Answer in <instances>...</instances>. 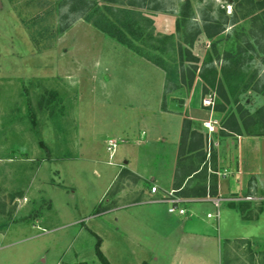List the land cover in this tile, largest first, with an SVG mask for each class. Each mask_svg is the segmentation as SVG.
Here are the masks:
<instances>
[{
	"label": "rangeland",
	"instance_id": "374dc122",
	"mask_svg": "<svg viewBox=\"0 0 264 264\" xmlns=\"http://www.w3.org/2000/svg\"><path fill=\"white\" fill-rule=\"evenodd\" d=\"M128 1L93 0L96 6L113 8ZM131 1L135 3L129 7L149 19L135 23L133 14L124 19L122 33L134 49L78 17L70 10V0H0V231L7 230V240L34 237L11 252L19 262L28 264L45 251L51 257L48 264H54L57 255L66 261L74 248L81 249L88 264H98L96 238L86 228L92 225L114 264L146 256L135 244L155 251L156 264H167L162 256L169 250L156 234L175 229L191 212L221 236L264 233V212L257 222H244L238 214L232 218L221 201L215 223L205 215L215 212L207 201L183 203L187 214L182 216L168 213L164 201H146L155 185L151 177L170 167L183 117L207 110V119L211 116L218 125L212 135H218L227 116L234 115L242 134L264 136V62L243 42L248 17L234 25L226 19L212 39L199 32L191 47L199 61L190 90L182 86L163 96L165 73L149 59L161 62L171 56L176 61L178 54L150 50L148 35L174 34L175 40L189 41L196 28L203 29V19L223 22L244 11H234L231 0H189L192 13L185 34L182 27L176 30L184 0ZM107 13V21L120 27L121 13ZM212 42L217 54L206 68L214 69L226 99L214 87L202 95L197 75ZM184 46L190 48L186 42ZM239 47L247 52L225 61L223 52L235 54ZM208 95L224 111L203 107L201 100ZM193 127L206 132L202 124ZM108 139L116 143L112 156ZM161 152L170 157H159ZM125 167L142 177L120 176ZM155 186L159 189L158 183ZM115 207L114 213L104 212ZM42 220L48 231L39 235L34 225ZM81 226L83 233L76 235L75 227ZM237 243L229 244L226 253L234 264L248 257L247 247ZM209 252L211 247L192 253L213 264L218 258ZM148 261L153 263L152 258Z\"/></svg>",
	"mask_w": 264,
	"mask_h": 264
},
{
	"label": "crops",
	"instance_id": "0c3cea01",
	"mask_svg": "<svg viewBox=\"0 0 264 264\" xmlns=\"http://www.w3.org/2000/svg\"><path fill=\"white\" fill-rule=\"evenodd\" d=\"M201 111L203 115L199 114L197 117H193L191 115L188 116V118H190L195 124H202L204 120H207L208 115L207 110L201 109ZM177 146L178 143L176 146H174L173 152H171L170 167L167 168V172H165L164 169H161L157 174L151 177V180L152 182H155V185L158 183L159 189L156 194H151L150 191H148L149 198L146 201L151 202L150 198L154 197V195H160L161 198H159V200H161L164 196V193L172 189L173 172L177 158ZM211 146L216 153V195L209 196V198L205 197L187 199L186 202H209L215 211L218 210L217 218L210 217L215 223H217L220 216L219 208L221 201H223L225 203V207L229 209V215H231L232 218H235V216L238 214L242 221L246 219L244 222H257L259 214L261 215V213L264 212V136L244 134H213L211 136L210 148ZM206 149L209 151L207 146ZM158 156L161 158L165 156L170 157V155H166L163 152H161ZM125 168L134 175L142 177L136 170L130 167ZM210 198H219V204L217 207L214 206ZM116 208L118 207L107 209L104 212L108 211L114 213ZM208 213L210 212L207 211L205 215ZM225 213L228 215V211H225ZM79 221L81 220H78V222ZM72 222H75V220ZM45 224V221L42 220L34 225V228L40 231L39 235L48 231V229L44 228ZM104 226L110 230L113 229L116 231V227H112L109 224H105ZM86 228L89 233L100 238V250L107 258L109 263L114 264L111 257L105 253L103 249L104 241L102 237L98 235L96 228H94L92 225L89 227L87 226ZM216 229L217 228L214 229V226L211 227L209 224L204 222L203 219L196 216L195 213H188L184 219L181 220V223L175 227V229L172 228L171 230H167V233L163 236L159 235V233L156 234L157 238H162L163 243L166 244L164 247H167V250H169V253L163 255L162 257L168 260L167 264H209L201 258V255L194 256L193 253L203 250L208 251L209 247H211L213 252L209 253H212V255L213 253L216 254L218 258L213 264H222L224 255L229 251V244L236 241L238 242L237 244L246 246L248 253V257H243L239 262H237V264H264V256L260 254L261 252H264V233L258 236L242 235L228 237L217 234ZM83 231L84 230H82V226L80 228L75 227L74 229L76 235L83 233ZM6 232L7 230L0 231V264H25L24 261L19 262L20 258L13 256L14 254L11 252L14 251L18 244L34 237L32 236L23 237L22 239L19 238L7 240L5 237ZM173 234H175V236H173ZM224 243H226V245H224ZM135 245L139 250L142 248L140 251L142 253L144 252L146 256L141 254L137 256V258L130 264H140L143 260L148 261V258H152L153 263L148 261L150 264L157 263L158 256L155 255V251H152L149 248L145 249V247L143 248L141 245ZM83 255L84 253L81 251V249L70 248L66 261H62V257L57 255L55 258L56 261L53 263H87ZM50 258L51 257L48 256L47 251H45L42 255L33 258L28 264H48ZM197 258L200 260L197 261ZM235 262L236 261L233 259L232 261H229L228 264H234Z\"/></svg>",
	"mask_w": 264,
	"mask_h": 264
},
{
	"label": "trees",
	"instance_id": "16d2710c",
	"mask_svg": "<svg viewBox=\"0 0 264 264\" xmlns=\"http://www.w3.org/2000/svg\"><path fill=\"white\" fill-rule=\"evenodd\" d=\"M70 2V10L78 13V17L94 24L104 33L115 37L118 42L127 45L131 49L133 47L131 44H128L129 42L126 41L125 35L122 33V28L126 27L124 19L126 20V18H129L130 15L133 14L134 18H132V21L135 23H138V18L146 23L149 22V19H146L140 12H135L129 7L135 3L131 0L126 3L127 6H122V8H113L112 6L106 5L99 7L96 6V2L94 3L93 0H70ZM106 2L112 3L117 2V0H106ZM231 3L234 4V11L238 9L244 11L240 17L234 14V12L231 17L226 16L223 22L203 19V29L199 30L196 28L189 40L190 42L187 41V38L186 40L183 39L184 42L180 41V39L175 40L174 34H157L151 36L152 34L150 33L151 35H148V45L150 50L158 51L160 54L164 55L178 54L176 61L174 57L170 58L171 56H167V59H162L161 62L157 60L156 57H153L152 59L148 58L165 73L163 96L167 93L175 92L182 86H185L187 90H190L196 75V66L199 61V59L191 52L193 38L199 32H202L205 38L212 39L224 29L223 24L227 23L228 20L231 25H234L238 19H245L248 17L249 25L246 27V32L242 33L243 42L247 50L257 51L258 54L262 56V61L264 62V0H231ZM101 8L106 10V14H108V11L120 12L121 14L120 18H118V23L121 28L117 27V24H115L114 21H107L106 14L102 12ZM191 13L190 1L184 0L176 22L177 32L179 28L182 27L183 32L185 34L187 33V25ZM241 29H243V27H241ZM185 42L190 48L184 46ZM245 52L247 51L239 47L235 54H231V51L223 52V58L226 61L233 57L241 56L242 53ZM213 54H217L214 42L211 43V48L203 60V68H200L199 73L197 74L202 81V95L205 94L207 87H214L217 94L223 99H226L221 81L215 80L214 69L209 70L206 68L207 62H211ZM174 61L175 65L173 64ZM209 75L211 76V79L208 78ZM213 109L215 111H224V107L218 104H214ZM193 125L194 122L190 118H182L177 146V158L173 172L172 189L177 196L183 199H197L205 198L207 195H216V153L212 146L209 151H207L206 133L196 129ZM219 134L242 135L240 126L237 124L234 115L227 116L222 124ZM245 135L259 134L246 133ZM126 173L135 177V175L127 169H122L120 171V176H124ZM95 212H98L97 208ZM95 238L94 255L97 263L110 264L100 250V238L98 236H95ZM260 254L264 256V252H261ZM80 264L86 263L82 262ZM140 264L150 263L143 260ZM223 264H228L226 254L224 255Z\"/></svg>",
	"mask_w": 264,
	"mask_h": 264
},
{
	"label": "built area",
	"instance_id": "2783aa9c",
	"mask_svg": "<svg viewBox=\"0 0 264 264\" xmlns=\"http://www.w3.org/2000/svg\"><path fill=\"white\" fill-rule=\"evenodd\" d=\"M203 107L208 108L210 112L213 110V96L208 95L207 97L202 98L201 100ZM202 126L206 129V134H207V148H210L211 144V136L212 133L216 130L217 121L212 119L211 116L202 122ZM220 128V127H219ZM116 143L112 139L107 140V150L109 151V156H112L114 149H115ZM158 191L157 187L155 185H152L150 187V193L151 194H156ZM209 198V196H206ZM210 200L213 202L214 206H218L219 204V198H210ZM151 202H156V201H164L167 203V212L168 213H176L178 215H185L187 213V210L185 207L182 206L183 203L187 201V199H183L175 194V191L173 189L165 192L164 196L162 197L161 200H158L154 197L150 199ZM208 218H217L218 217V210H216L213 214L208 213L206 215Z\"/></svg>",
	"mask_w": 264,
	"mask_h": 264
}]
</instances>
